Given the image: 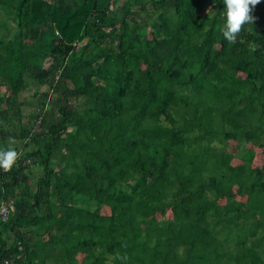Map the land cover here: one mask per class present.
<instances>
[{
  "label": "trees",
  "instance_id": "trees-1",
  "mask_svg": "<svg viewBox=\"0 0 264 264\" xmlns=\"http://www.w3.org/2000/svg\"><path fill=\"white\" fill-rule=\"evenodd\" d=\"M225 11L0 0V260L264 264V0Z\"/></svg>",
  "mask_w": 264,
  "mask_h": 264
},
{
  "label": "clouds",
  "instance_id": "clouds-1",
  "mask_svg": "<svg viewBox=\"0 0 264 264\" xmlns=\"http://www.w3.org/2000/svg\"><path fill=\"white\" fill-rule=\"evenodd\" d=\"M259 3L260 0H223L226 23L223 25L222 33L229 43L236 42L244 25L255 23L256 17L252 13ZM9 143L14 141L10 139ZM18 158V153L12 148L0 150V168L5 172L10 171Z\"/></svg>",
  "mask_w": 264,
  "mask_h": 264
},
{
  "label": "built area",
  "instance_id": "built-area-1",
  "mask_svg": "<svg viewBox=\"0 0 264 264\" xmlns=\"http://www.w3.org/2000/svg\"><path fill=\"white\" fill-rule=\"evenodd\" d=\"M11 209L12 207L10 204L0 202V223L8 218ZM0 264H11V262L8 259H1Z\"/></svg>",
  "mask_w": 264,
  "mask_h": 264
},
{
  "label": "rangeland",
  "instance_id": "rangeland-1",
  "mask_svg": "<svg viewBox=\"0 0 264 264\" xmlns=\"http://www.w3.org/2000/svg\"><path fill=\"white\" fill-rule=\"evenodd\" d=\"M47 64H48V62H46L45 65H47ZM235 147H236V144H235V143L229 142V144H228V146H227V149H231V151H234V150H235ZM262 158H264V155H262V154H258V155H257V158H256V161L259 163V162H261V159H262ZM34 172H36V169H35ZM168 213L170 214L169 210H168ZM168 213H167V210H166L165 215H161L160 217H166V215H167Z\"/></svg>",
  "mask_w": 264,
  "mask_h": 264
},
{
  "label": "crops",
  "instance_id": "crops-1",
  "mask_svg": "<svg viewBox=\"0 0 264 264\" xmlns=\"http://www.w3.org/2000/svg\"><path fill=\"white\" fill-rule=\"evenodd\" d=\"M8 236L11 238L12 237V233L10 232L9 234H8ZM9 238V239H10ZM3 259H6V258H3ZM11 262V261H10Z\"/></svg>",
  "mask_w": 264,
  "mask_h": 264
}]
</instances>
